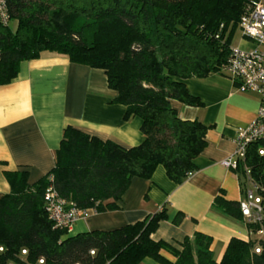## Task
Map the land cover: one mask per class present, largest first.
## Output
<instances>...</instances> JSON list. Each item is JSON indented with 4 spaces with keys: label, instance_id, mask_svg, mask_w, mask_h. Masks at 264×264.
<instances>
[{
    "label": "trees",
    "instance_id": "obj_1",
    "mask_svg": "<svg viewBox=\"0 0 264 264\" xmlns=\"http://www.w3.org/2000/svg\"><path fill=\"white\" fill-rule=\"evenodd\" d=\"M255 1L5 0L10 20L0 24V85L17 76L22 61L43 53L102 69L115 92L111 102L125 106L123 118L141 119L143 140L125 148L67 126L46 174L29 183L26 170L4 171L9 191L0 197V264H138L144 258L159 264H264V238L252 234L259 224L245 222L239 201L222 194L212 208L243 222L251 238H231L219 261L210 236L200 232L178 247L153 240L151 233L167 218L164 208L132 224L75 235L56 227L44 210L48 185L78 209L104 212L118 208L133 177L148 179L157 165L176 184L192 174L209 126L180 118L173 103L202 106L184 79L227 73L232 36ZM261 146L264 141L251 143L244 163L264 185ZM235 172L243 178L241 166ZM182 216L177 213L173 223Z\"/></svg>",
    "mask_w": 264,
    "mask_h": 264
},
{
    "label": "crops",
    "instance_id": "obj_2",
    "mask_svg": "<svg viewBox=\"0 0 264 264\" xmlns=\"http://www.w3.org/2000/svg\"><path fill=\"white\" fill-rule=\"evenodd\" d=\"M237 34L236 38L235 32L232 36V47L255 46ZM184 83L203 104L173 103L178 116L209 126L206 145L193 160L197 169L181 184L170 180L162 165H157L148 179L133 177L117 201V209H87L68 235L115 229L164 208L167 218L160 220L151 233L153 240L178 247L185 237L200 232L210 236V248L219 261L231 238H251L243 222L214 210L212 202L220 194L234 201L242 197V177L221 162L234 150L237 128L254 119L259 96L239 91L229 73L187 78ZM114 96L102 69L73 63L54 53L22 61L17 76L0 85V197L9 191L4 171L26 170L28 182L32 183L54 166L55 151L67 126L125 148L141 143V119L132 116L125 120V106L111 102ZM177 213L183 216L174 224ZM138 264L159 263L144 258Z\"/></svg>",
    "mask_w": 264,
    "mask_h": 264
},
{
    "label": "built area",
    "instance_id": "obj_3",
    "mask_svg": "<svg viewBox=\"0 0 264 264\" xmlns=\"http://www.w3.org/2000/svg\"><path fill=\"white\" fill-rule=\"evenodd\" d=\"M9 20L5 0H0V24L7 25ZM238 28L242 37L253 41L255 46L249 49L233 47L225 70L237 81L239 91L254 92L259 96V106L254 119L245 127L237 128L234 150L221 163L233 171L241 166L243 189L239 200L240 212L245 222L259 224L252 234L261 239L264 238V185L253 179L244 159L251 143L264 141V3L260 0L253 2L240 17ZM257 153L264 155V147H259ZM44 210L56 227L67 232L78 218L86 215V210L78 209L61 198L52 185L45 189ZM253 250L259 253L260 246L256 244ZM25 252L21 250L22 254ZM38 263L42 264L43 260L39 259Z\"/></svg>",
    "mask_w": 264,
    "mask_h": 264
},
{
    "label": "rangeland",
    "instance_id": "obj_4",
    "mask_svg": "<svg viewBox=\"0 0 264 264\" xmlns=\"http://www.w3.org/2000/svg\"><path fill=\"white\" fill-rule=\"evenodd\" d=\"M11 26H12V24H11ZM234 32H235V38H236V36L238 37V34L237 33H240V31L238 30V28H236V30ZM233 37H234V34H233ZM232 44H233V41H232ZM233 46H234V44H233Z\"/></svg>",
    "mask_w": 264,
    "mask_h": 264
}]
</instances>
